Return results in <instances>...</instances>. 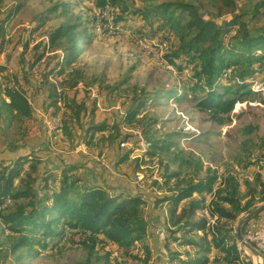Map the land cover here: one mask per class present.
<instances>
[{"label":"trees","instance_id":"trees-1","mask_svg":"<svg viewBox=\"0 0 264 264\" xmlns=\"http://www.w3.org/2000/svg\"><path fill=\"white\" fill-rule=\"evenodd\" d=\"M89 1L101 13L106 11L112 16V29L121 37L129 32L149 44L156 42L157 46H164L162 57L173 66L181 80L180 87L161 86L150 96L144 89L133 88L123 101V106L129 103L120 116L97 119L96 101L88 109L90 90L96 85L95 88L113 94L115 87L105 84L103 73L94 74L87 82L80 68L66 70L85 51L86 44L98 36V18L94 14L69 15L70 7L66 3L59 6L66 20L50 32L49 46L37 42L30 51L29 41L25 40L18 59L19 70L9 73L7 63H0V119L6 120L7 126L15 120L25 124L32 121L37 117L33 105L37 98L34 103L39 108L43 106L51 117L60 119L53 132L54 136L58 135L57 141L72 145L75 140L72 128L78 126L87 135L85 145L95 146L99 156L114 155L115 165L127 161L133 152L128 147L121 150L120 143L131 136L123 126L136 122L142 125V136L150 143L145 154L157 155L159 165L165 162L163 187L158 185L157 191H146L137 185L125 187L119 181L109 182L105 171H101V180L89 182L86 174L89 162L87 167L62 158H56L58 163L47 162L33 150L1 157L0 223L4 229L1 232L8 230L11 237L4 245L0 241V257L6 259L21 250L34 257L40 252L79 245L89 251L86 264H92V257L100 261V256L105 254L108 258L112 250L129 256L123 264H151L149 230L155 231L157 225H163L165 238L161 241L170 261L238 263L236 243L228 242L235 239L233 222L238 216L249 212L256 201L264 200L261 171L252 180L244 179L243 185L234 173L218 175L204 165L200 156L178 148L174 138L179 131L155 138L156 120L147 115L137 116L145 111L151 97L176 100L189 97L200 110L211 112L219 124L229 122L230 117L223 114H228L238 100L258 92L251 88V78L264 72V30L249 25V20L264 7V0H249L246 10L238 6V0ZM21 7V4L12 6L0 22L2 41L1 24L8 22ZM46 20L40 21L34 30L43 27ZM106 30L104 27L103 31ZM62 39L66 41L61 48L63 54L47 57V50L58 48ZM15 52L7 55L8 62L13 61ZM27 54L29 57H24ZM44 61L37 71L39 78L34 80L33 67ZM80 83L90 87L78 99L71 92ZM251 132L246 131L248 136ZM240 146V166L248 168L264 162L263 141L247 137ZM254 153L257 155L253 161L250 155ZM141 162L135 159V169ZM171 164H177L179 171L168 170ZM218 179L219 186L214 187ZM242 187L248 190L243 193ZM213 190L214 195L206 205V194ZM163 203L167 204L166 213L160 209ZM150 207L163 214V223L151 222ZM173 245L181 250H174ZM132 248L137 251L130 253ZM214 250L218 252L216 256L211 255Z\"/></svg>","mask_w":264,"mask_h":264},{"label":"rangeland","instance_id":"rangeland-1","mask_svg":"<svg viewBox=\"0 0 264 264\" xmlns=\"http://www.w3.org/2000/svg\"><path fill=\"white\" fill-rule=\"evenodd\" d=\"M248 2L249 0H238V6L246 10ZM66 3L70 7L69 15L81 13L83 17H87L94 14L98 18L96 21L98 36L86 44L85 51L76 57L67 68V71L80 68L84 72L87 82L91 81L94 74L103 73L105 84L115 87L113 95L109 94L106 89H98L95 88L96 85L94 86L97 97L101 99L99 102L101 110L97 113V119H100L103 115H105L103 117H106L108 114L120 116L129 103L126 102L123 106V101L127 99L129 94H132L133 88L137 91L144 89L150 96L154 95L153 91L161 86L172 87L174 85L180 87L181 80L175 74L173 66L168 64L162 57L166 51L164 46L159 47L156 42L149 44L147 40L143 41L138 37L129 35V32L125 33L128 36L122 37L119 32L116 34L115 30L112 29V16L106 11L101 13L100 9L96 8L93 2L89 0H0V22L6 18L12 6L22 5L18 13L14 14L8 22L1 24L4 39L3 41L0 39V62L7 63L9 70L14 72V70H19L18 63L20 60L18 61V59L25 40L29 41L28 49L30 51L33 50L37 42L49 46L50 32L66 20L63 12H61L62 8L59 7L62 4L66 5ZM103 17L107 20H102ZM246 18L250 17L246 16ZM44 19H47L44 26L34 30L36 25ZM249 25L255 29L264 30V7L249 20ZM104 27H107L108 30L103 31ZM65 42V39H62L58 48L51 51L47 50L46 56L63 54L61 48L66 44ZM14 51H16L14 53L15 58L12 59L13 61L8 62L7 55ZM28 54L24 57H29ZM44 63L45 61L40 62L34 70L36 71ZM32 76H34V80L39 78L37 72L36 75L33 73ZM1 79L2 77H0ZM251 81V88L258 92L246 95L238 100L228 114H223L224 117L227 115L230 117V121L225 124H219L215 121L211 112L200 110L193 101L188 99L189 97L184 100H176L175 97H155L154 100H150L145 111H142L137 117L147 115L156 120L154 127L158 129V132L155 134V138L162 137L164 133L179 131L180 134L174 138V141L178 142V148L191 151L196 156H200L204 165L209 166L218 175H223L227 171L234 173L241 185H243L244 179L252 180L253 175L259 171H261L264 179V169L262 170L260 167V165L264 167V162H259L263 160H259V163L256 162L248 168H244L239 164V154L242 153H240V145L243 140L251 137L256 142H264V102H262L264 97V72L254 75ZM34 83L37 84L36 81ZM83 85L81 83L78 92L73 89L71 94L74 93V95H78V99H81L84 95V89L87 90L90 87ZM89 95L88 109L91 107L92 98L94 97L91 94ZM35 101H33V105L36 112L38 109L39 112L32 121L25 124V122L21 123L15 120L7 126L6 120L0 119V158H10L18 153H27L29 150H33L40 153L47 162L54 161L58 163L56 158H62V160L69 162L82 163L86 167V162H89L88 168L85 167L89 182L101 180V171L102 173L105 171L104 174L109 182L119 181L125 187L137 185L146 191H151V189L157 191L158 185L163 187L164 177L162 172L165 162L163 161L159 165L157 155L149 156L145 154L149 151V147L147 148L144 145L149 141L145 140L144 137L141 139V145H139L137 136L133 137L136 131H140V133L144 131L142 125L132 122L123 126V129L129 132L131 136L128 137L124 145L121 146L120 143V148L121 150L125 149L124 147L132 148L133 152L127 161L115 165L114 155L99 156L98 149L95 146H85L84 142L87 135L78 126L72 128L75 131V140L72 145L66 146L63 142L54 143L53 132L60 123V119L51 117L43 106L39 108L34 103ZM24 125H26V128H23ZM246 131H252L250 136ZM24 136L25 138H23ZM89 149L90 151H88ZM256 155V153L250 155L253 161ZM162 156L164 159L165 154ZM136 158L141 159L142 164L135 169L134 162ZM89 160L97 163L92 165ZM174 168L179 171L177 164H171L168 170L174 171ZM136 173L139 175V179ZM205 175L206 172L200 174V177ZM219 183L218 179L214 187H218ZM52 184H54V181H52ZM247 190L248 188L242 187L243 193ZM210 193V196H208V193L206 194V205L213 197L214 190ZM263 202L264 200L261 202L256 201L250 210ZM165 205L167 204L165 203ZM246 213L248 211L241 213L237 220L233 222L232 234L235 239H230L228 243L235 241L237 246L238 240L235 229L238 221ZM2 229L3 226L0 223V241L4 245L11 234L8 230L2 233ZM107 250L111 249L107 247ZM129 251L135 253L137 250L132 248ZM246 251L247 254L238 251L239 260L236 264L252 263L251 257L248 256L250 252ZM88 252L87 249L79 245L65 246L60 251L40 252L34 257L28 256L25 250H21L15 254H10L6 259L0 257V264H77L79 262L86 264ZM217 253V250H214L211 255L216 256ZM100 257L102 258L100 261H96L92 257L91 263L123 264L125 259L129 258L128 255L116 250H112L108 258L105 254ZM210 264L225 263L213 260Z\"/></svg>","mask_w":264,"mask_h":264},{"label":"crops","instance_id":"crops-1","mask_svg":"<svg viewBox=\"0 0 264 264\" xmlns=\"http://www.w3.org/2000/svg\"><path fill=\"white\" fill-rule=\"evenodd\" d=\"M0 63H3V62H0ZM8 66V65H7ZM36 67H38V65L37 66H35V67H33V69H32V74L33 73H35V75H36V72L40 69V67L38 68V69H36V71L34 70V68H36ZM9 68V67H8ZM10 71V70H9ZM66 72H68L67 70H66ZM38 73V72H37ZM34 77V76H33ZM36 78V77H35ZM81 84V83H80ZM80 84H78V86L76 87V89H78L79 90V85ZM89 94H91V96H94L93 98H92V100H94V101H96V106H97V113L98 112H100L99 110H101V108H100V104H99V102H100V98H98L97 97V93H96V90L93 88V89H91L90 90V93ZM96 98V99H95ZM154 98L155 97H151L150 98V100H154ZM38 101H40V100H38ZM103 111H106V110H103ZM37 112H39V109L37 110ZM107 113H109V112H107ZM98 116V115H97ZM103 116H105V115H103ZM103 116L102 117H100V118H103ZM109 119H112L113 118V115L112 114H108V116H107ZM54 138H55V141H54V143L56 142H58V143H60V142H63V144L64 145H66V146H69V144H66V142H64V141H57V138H58V135H55L54 136ZM86 146V145H85ZM64 148V147H63ZM62 149V148H61ZM85 149H86V147H85ZM88 151H90V149L88 150ZM64 152V151H63ZM85 152V151H84ZM64 154H65V152H64ZM64 156V155H63ZM116 169H118L117 167H116ZM93 182V181H92ZM210 194L211 193H208V196H210ZM161 206V211H163L164 213H166V205L163 203V205L161 204L160 205ZM149 207V206H148ZM149 218L151 219V222L153 223V224H159V223H163L164 222V219H163V214L161 213V212H159V210H157V209H153V208H149ZM157 228H158V230L159 231H163V232H165V226H163V225H157ZM153 228L152 229H150L149 230V237H148V243H149V245H150V248H151V251H152V259H151V264H179L178 263V261L175 259V260H173V261H170L169 260V258H168V255H167V251H166V248H165V243L163 242V241H161L159 238H158V236H157V234L155 233V231H153ZM173 249L174 250H181V248L179 247V246H177V245H173Z\"/></svg>","mask_w":264,"mask_h":264},{"label":"built area","instance_id":"built-area-1","mask_svg":"<svg viewBox=\"0 0 264 264\" xmlns=\"http://www.w3.org/2000/svg\"><path fill=\"white\" fill-rule=\"evenodd\" d=\"M135 135L138 138L139 145H141V139L143 138L142 133H140V131H136ZM124 143L125 142H122L121 146L124 145ZM136 176L137 178L139 177L138 174ZM155 233L158 235L160 240L165 238V232L159 231L157 227L155 229ZM242 235L248 243L261 253V256L259 257L248 253V256L251 257V264H264V210L246 222L242 229ZM242 247L243 250H247L245 246Z\"/></svg>","mask_w":264,"mask_h":264},{"label":"water","instance_id":"water-1","mask_svg":"<svg viewBox=\"0 0 264 264\" xmlns=\"http://www.w3.org/2000/svg\"><path fill=\"white\" fill-rule=\"evenodd\" d=\"M264 210V202L261 203L260 205L256 206L255 208H253L252 210H250L248 213H246L243 217H241V219L238 221L236 229H235V233H236V238L237 240L243 245L245 246V248L253 255H255L256 257L261 256V253L259 251H257L250 243H248L243 235H242V229L243 226L246 224V222L253 218L254 216L258 215L261 211Z\"/></svg>","mask_w":264,"mask_h":264},{"label":"bare ground","instance_id":"bare-ground-1","mask_svg":"<svg viewBox=\"0 0 264 264\" xmlns=\"http://www.w3.org/2000/svg\"><path fill=\"white\" fill-rule=\"evenodd\" d=\"M144 146H146L147 148L148 147H150V143L149 142H146V144L144 145ZM143 146V147H144ZM243 245L238 241L237 242V250L239 251V252H243V254H247V251L246 250H243V247H242Z\"/></svg>","mask_w":264,"mask_h":264}]
</instances>
